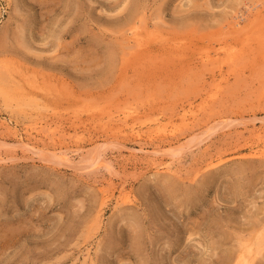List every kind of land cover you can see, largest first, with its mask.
Listing matches in <instances>:
<instances>
[{
    "label": "rangeland",
    "instance_id": "374dc122",
    "mask_svg": "<svg viewBox=\"0 0 264 264\" xmlns=\"http://www.w3.org/2000/svg\"><path fill=\"white\" fill-rule=\"evenodd\" d=\"M0 84V264H264V0H0Z\"/></svg>",
    "mask_w": 264,
    "mask_h": 264
},
{
    "label": "bare ground",
    "instance_id": "6f19581e",
    "mask_svg": "<svg viewBox=\"0 0 264 264\" xmlns=\"http://www.w3.org/2000/svg\"><path fill=\"white\" fill-rule=\"evenodd\" d=\"M138 32V31H137ZM136 33V32H135ZM7 69V68H6ZM8 70H9V68H8ZM9 72V71H8ZM3 73V72H2ZM0 86H1V84H0ZM1 89V88H0ZM187 119V118H186ZM132 129H134V126H133V128ZM55 130L56 129H54L52 132V135L54 136L55 135ZM135 130V129H134ZM53 138H55V136L53 137ZM184 150V149H183ZM176 151H178V152H176V153H178V154H176V153H173L171 156H172V159L174 160V159H176L175 158V156L176 155H178V156H181V155H179V152H181L182 151V148H179L178 150H176ZM171 152V151H170ZM174 152V151H173ZM172 153V152H171ZM263 155H264V153H263ZM93 157H95L94 159H95V162L97 161V159H100V158H102V153L100 152V151H97L96 153H94L93 155H92ZM221 161V160H220ZM171 163H172V161H171ZM221 163V162H220ZM214 164V163H213ZM211 164H209V166H210ZM215 165V164H214ZM213 165V166H214ZM166 168L169 170V171H172L173 170V168H172V166H171V164H167L166 165ZM175 170V169H174ZM105 191V190H104ZM128 198V200L129 201H131V199L129 198V197H127ZM127 198H125L124 200H126ZM263 218H264V215L262 216ZM256 222H260V220H258L257 219V221ZM256 222H255V226H256ZM259 225V224H258ZM254 226V227H255ZM264 236V235H263ZM262 241H264V237H263V239H262ZM242 242V241H241ZM245 242V241H244ZM255 242H257V241H255ZM259 242H261V241H259ZM258 242V243H259ZM259 246L260 245H262V242L260 243V244H258ZM262 246H264V245H262ZM263 248V247H262ZM261 247L260 248H258L255 252H254V254L252 255L253 257L255 256L256 257V254L257 253H259V252H261L260 250L262 249ZM233 253V252H232ZM231 254V253H230ZM235 254H236V252H235ZM233 255V254H232ZM227 257V256H226ZM238 257V256H237ZM236 258V257H235ZM230 259H232V258H230ZM238 260V259H237ZM245 260H247V258L245 259ZM244 260V261H245ZM239 261V260H238ZM228 262H229V260H228ZM232 262H234V264H235V260H232ZM227 264V263H226Z\"/></svg>",
    "mask_w": 264,
    "mask_h": 264
}]
</instances>
